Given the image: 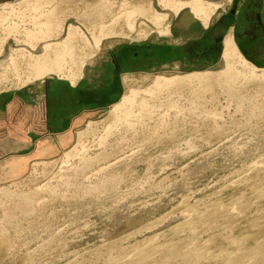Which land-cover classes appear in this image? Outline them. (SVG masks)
Returning a JSON list of instances; mask_svg holds the SVG:
<instances>
[{
	"label": "rangeland",
	"instance_id": "obj_1",
	"mask_svg": "<svg viewBox=\"0 0 264 264\" xmlns=\"http://www.w3.org/2000/svg\"><path fill=\"white\" fill-rule=\"evenodd\" d=\"M190 1L0 0V97L107 82L68 116L64 149L0 179V264H264V67L252 76L238 49L229 67L226 41L209 51L234 0H200L207 23L176 11ZM190 38L196 60L106 63L125 44ZM64 40L63 71L35 78L44 44Z\"/></svg>",
	"mask_w": 264,
	"mask_h": 264
},
{
	"label": "crops",
	"instance_id": "obj_2",
	"mask_svg": "<svg viewBox=\"0 0 264 264\" xmlns=\"http://www.w3.org/2000/svg\"><path fill=\"white\" fill-rule=\"evenodd\" d=\"M216 25L221 29L218 31L221 38L215 33ZM225 25L226 29L223 27ZM212 28L215 44L209 51H215L216 44L226 41L225 37L231 38L248 61L264 67V0H234L229 8V16L220 19ZM200 41L199 38H190L188 42H167L160 47L153 44L144 47L125 44L106 63L112 64L109 66L121 74L127 67H136L143 55L146 59L162 62L186 61L189 56L196 60V54L201 52L197 47ZM99 76L101 72L94 71L76 85L72 84L73 81L71 85H51L50 98L47 94L32 90L0 97V179H19L30 163L55 155L68 145V130L61 134L59 131L71 113L80 109L83 114L90 109L91 101L101 99L107 82L95 78ZM27 94L34 97L31 99ZM43 96L46 101H43ZM48 101L49 107L44 112L46 103L43 102Z\"/></svg>",
	"mask_w": 264,
	"mask_h": 264
},
{
	"label": "bare ground",
	"instance_id": "obj_3",
	"mask_svg": "<svg viewBox=\"0 0 264 264\" xmlns=\"http://www.w3.org/2000/svg\"><path fill=\"white\" fill-rule=\"evenodd\" d=\"M180 8L181 9H185V13L188 14L190 16V18H193V19H201V20H203L204 23H207V20L209 19L210 14H211V8H209V10H205V7L201 3L200 0H193V1H190V2H180L177 5L176 11H179L178 9H180ZM47 27H48V25H47ZM229 37H231V36H229ZM70 38H71V36L69 37V39ZM99 41L100 40L97 41V46L98 47L100 46ZM65 43H68V40L67 41L64 40V41L56 42V43L47 42L46 44H44V47H43L44 48V53L42 54L43 56H41L42 58L33 59L32 65L35 68V70H34L35 71V73H34V77L35 78L42 77L47 72H51V71H54V72L55 71H57V72L63 71L62 70V67L64 66V63L67 60V57L65 56V54L68 53V50H67V47L65 46ZM237 55H241V54H239V52H238V50H237V48H236L233 40L231 38H227L226 39V49H225V52H224V56L227 59L226 60V63H227V65H229V67H230V65L232 67V64H230V62H229L230 59L233 58V57H236ZM52 57H56V58L54 59ZM242 65L244 66L245 69H247L250 73H252V76L254 74V71L255 70H258L257 66L254 65L252 62L248 61L247 59H243ZM256 74H257V72H256ZM248 75H249V73H248ZM261 75H262L261 77L264 78L263 77V74H261ZM244 76H246V75H244ZM250 76H251V74H250ZM254 76H257V75H254ZM176 77H178V76H176ZM174 78L175 77H173V78H168V77H162V78L160 77L159 78L158 77L157 80L159 79L158 81H160V79H161V80H163V83L166 82L165 84L158 82L159 85L162 84V86H163V85H167V83L168 84H173L175 82V80L176 81L178 80V79H174ZM251 78H253V77H251ZM186 79L187 80L188 79L190 80L192 78H190V77L187 78L186 77ZM180 80H182V79H180ZM164 87H166V86H164ZM137 92L138 91H136V90L133 89L129 94L123 96V98H122V100L120 102L115 103L113 105L114 106V109H116V110L118 109L119 110V109L122 108L121 110H124L125 107L128 106L126 103H129L131 105V103L134 102V100L136 99ZM134 104H135V102L131 106H133ZM121 105L123 107H121ZM114 109L112 110L113 112L116 111V110L114 111ZM118 110L116 112H119L120 111V110L119 111ZM124 111L127 113L126 110H124ZM116 112H115V114H116ZM23 199H25V198H23Z\"/></svg>",
	"mask_w": 264,
	"mask_h": 264
},
{
	"label": "water",
	"instance_id": "obj_4",
	"mask_svg": "<svg viewBox=\"0 0 264 264\" xmlns=\"http://www.w3.org/2000/svg\"><path fill=\"white\" fill-rule=\"evenodd\" d=\"M214 30H215L216 35H217L219 38H221V33L218 32V31H221L220 27H219L218 25H216V26L214 27Z\"/></svg>",
	"mask_w": 264,
	"mask_h": 264
}]
</instances>
